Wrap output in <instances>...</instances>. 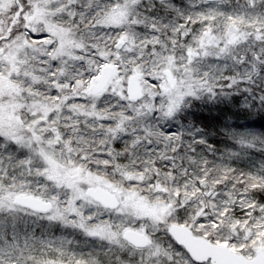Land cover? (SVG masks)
<instances>
[{
    "label": "snow or ice",
    "instance_id": "obj_1",
    "mask_svg": "<svg viewBox=\"0 0 264 264\" xmlns=\"http://www.w3.org/2000/svg\"><path fill=\"white\" fill-rule=\"evenodd\" d=\"M215 102L264 119V0H0V264H264V134L177 123Z\"/></svg>",
    "mask_w": 264,
    "mask_h": 264
},
{
    "label": "trees",
    "instance_id": "obj_2",
    "mask_svg": "<svg viewBox=\"0 0 264 264\" xmlns=\"http://www.w3.org/2000/svg\"><path fill=\"white\" fill-rule=\"evenodd\" d=\"M235 111H237L236 108L226 103L215 102L207 105L197 104L188 111L181 113L179 118L182 119L185 124H194L199 128L214 129L227 123L237 131L264 134V119H260L259 115H231V113ZM224 112L227 113L224 119L219 121L212 119V117H220ZM209 139L220 148L225 146L222 143V137H218L214 133L209 136ZM239 163L244 164L246 161H240Z\"/></svg>",
    "mask_w": 264,
    "mask_h": 264
},
{
    "label": "rangeland",
    "instance_id": "obj_3",
    "mask_svg": "<svg viewBox=\"0 0 264 264\" xmlns=\"http://www.w3.org/2000/svg\"><path fill=\"white\" fill-rule=\"evenodd\" d=\"M177 123H184V121L182 119H178ZM185 124V123H184Z\"/></svg>",
    "mask_w": 264,
    "mask_h": 264
}]
</instances>
